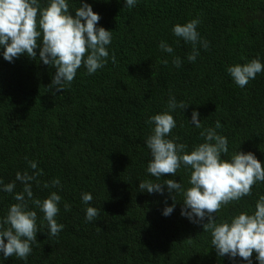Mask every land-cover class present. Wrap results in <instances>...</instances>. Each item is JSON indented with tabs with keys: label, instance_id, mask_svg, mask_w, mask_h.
Returning a JSON list of instances; mask_svg holds the SVG:
<instances>
[{
	"label": "trees",
	"instance_id": "trees-1",
	"mask_svg": "<svg viewBox=\"0 0 264 264\" xmlns=\"http://www.w3.org/2000/svg\"><path fill=\"white\" fill-rule=\"evenodd\" d=\"M87 2L113 33L114 63L91 75L82 66L70 87L54 92L48 85L56 69L39 60V49L37 58L22 54L14 62L0 53V178L8 183L17 171L31 173L29 161H36L42 174L34 195L59 191L57 220L65 225L58 236H47L45 221L27 262L13 256L4 264H245L218 256L210 232L180 215L182 201L164 216L173 203L166 186L163 194L148 193L139 183L155 180L146 171L152 157L145 140L153 127L147 121L167 107L170 93L191 103L173 114V134L189 149L203 142L201 129L188 122L197 109L204 127L221 122L230 153L252 151L264 162V73L240 88L226 71L258 56L264 61V0H137L131 9L124 0ZM193 18L209 47L189 62L192 47L176 43L172 27ZM161 40L173 45L180 68L160 50ZM57 177L62 188L44 187ZM174 178L187 187L189 172L182 167ZM22 187L17 181L15 191ZM84 192L99 209L95 222L85 219ZM260 195L264 183L223 207L218 220L254 210ZM12 203L13 194L0 192V216Z\"/></svg>",
	"mask_w": 264,
	"mask_h": 264
},
{
	"label": "clouds",
	"instance_id": "clouds-1",
	"mask_svg": "<svg viewBox=\"0 0 264 264\" xmlns=\"http://www.w3.org/2000/svg\"><path fill=\"white\" fill-rule=\"evenodd\" d=\"M78 5L72 0H0V53L3 58L14 62L26 54L35 59L39 49V60L56 69L48 85L54 92L70 87L82 66L91 75L103 69L109 60L114 63L115 53L110 55L112 31L99 25L101 16L87 0H78ZM136 5L137 0H124V6L129 9ZM199 24L200 20L193 18L172 27V33L178 38L176 43L183 40L192 47L187 54L189 62L197 60L200 48L209 47V42L198 31ZM158 47L172 54V64L176 68L182 66L183 60L174 55L172 44L161 40ZM226 71L237 86L244 88L257 74L264 73V61L258 56L242 64L229 65ZM189 104L170 93L167 107L148 117L147 123L153 127L145 144L152 158L146 171L155 180L140 181L139 189L163 194L166 186L173 203L166 204L162 214L170 216L176 202L182 201L180 215L192 223L202 224L204 231L210 232L211 246L218 256L232 260L240 258L245 264H253L255 252V260L264 264V195L259 196L252 211H241L228 219L217 218L223 207L251 196L253 186L264 183V162L252 151L238 148L230 153L227 136L218 131L223 127L221 122L217 120L214 126L204 127L197 109H193L191 122H188L201 129L203 142L189 149L188 144L180 142V137L173 134L177 127L173 114L178 109L184 113ZM29 166L33 170L31 173L17 171L11 182L5 183L0 178V192L13 194L15 201L6 214L0 216V264L13 256L27 262L37 233L41 232L40 225L45 221L47 236L56 237L65 227L57 220L61 194L51 191L43 199L35 196L33 182L39 186L42 170L34 160L29 161ZM182 167L189 172L187 187L181 179L174 178ZM164 174H171L173 178L161 180ZM17 181L23 185L21 191H15ZM44 187L62 188L61 180L54 178ZM177 195L182 199L178 200ZM81 199L89 205L85 209L86 221L95 222L99 209L89 203L93 195L84 192ZM63 207L65 211L70 210L68 203ZM38 212L43 213L42 218Z\"/></svg>",
	"mask_w": 264,
	"mask_h": 264
}]
</instances>
